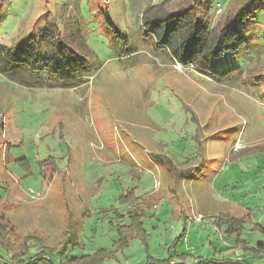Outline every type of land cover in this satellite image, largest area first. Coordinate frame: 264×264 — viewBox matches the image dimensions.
Instances as JSON below:
<instances>
[{
	"label": "rangeland",
	"instance_id": "1",
	"mask_svg": "<svg viewBox=\"0 0 264 264\" xmlns=\"http://www.w3.org/2000/svg\"><path fill=\"white\" fill-rule=\"evenodd\" d=\"M250 1L0 0L1 47L57 25L81 59L70 62V72L40 71L28 84L0 73L7 264H16L14 254L58 250L65 231L70 264L90 257L146 264L170 256L171 264H183L178 255L186 250V264H207L212 246H202V235L209 226L210 243L231 240L235 261L244 253L238 234L253 247L264 242L255 229L264 228V0L246 22L245 47L221 57L208 75L196 65L177 72L142 25L146 11L166 4L169 12L195 7L216 27ZM239 140L243 148L234 151ZM157 156L170 158L178 175ZM188 170L193 175L182 180ZM243 172L261 181L253 184ZM132 207L139 215L134 228ZM247 208L257 211L260 225L243 224L231 237L217 227L218 217H239ZM198 210L205 217L199 222ZM123 231L132 232L127 246ZM183 233L187 244L178 239Z\"/></svg>",
	"mask_w": 264,
	"mask_h": 264
},
{
	"label": "trees",
	"instance_id": "2",
	"mask_svg": "<svg viewBox=\"0 0 264 264\" xmlns=\"http://www.w3.org/2000/svg\"><path fill=\"white\" fill-rule=\"evenodd\" d=\"M207 1L210 2V0ZM165 6L166 4L153 6L143 14L142 25L147 35L155 38L156 47L168 52L171 60L183 64L192 63L196 65L199 72L207 75L213 72L215 63L221 57L227 54H236L245 47L246 22L254 18L257 11L263 8L259 0H252L238 9L232 16H229L222 25L212 27L211 22H207L198 15L195 7L189 6L182 10L169 12V8ZM107 21L112 25L109 19ZM75 40L77 39H72V41ZM82 47L87 48L85 42ZM78 59L80 57L75 49L70 46L64 32L57 25H53L37 33L34 31L14 46H0V73L12 81L28 84L27 81L31 82L32 76L40 71L53 75L70 72L69 70H72L70 62ZM154 158L166 164L170 174L178 175L177 171L180 170L174 167L170 158L158 156ZM191 173L192 170H188L181 173L179 177L184 180L193 175ZM128 215L132 220L131 228H134L139 219L136 208L132 207ZM246 218L247 216L237 219L230 215H222L218 219L217 226L224 228V233L231 237L236 232L241 233ZM255 229L264 232V228L256 226ZM131 233L121 232L125 239V246L128 245ZM66 234L65 231L61 247L58 250L44 246L41 253L38 254H31L30 251L20 255L14 254L13 262L16 264H56L51 259L52 256H55L60 264H70L71 262L65 255L69 243L66 241ZM183 238L184 233L178 238L181 239L180 243H182ZM235 243L243 246L244 251H249L247 243L241 239V234L237 235ZM5 249H7L6 245L0 238V259L3 260L0 261V264L8 263ZM263 249L264 244L260 243L251 250L254 256H258ZM173 257L170 256L166 260L154 259L153 262L146 264H171ZM178 257L185 262L189 256L178 255ZM85 261L86 263H83ZM85 261H79L76 264H102L98 257H90ZM207 264L213 263L208 262Z\"/></svg>",
	"mask_w": 264,
	"mask_h": 264
},
{
	"label": "crops",
	"instance_id": "3",
	"mask_svg": "<svg viewBox=\"0 0 264 264\" xmlns=\"http://www.w3.org/2000/svg\"><path fill=\"white\" fill-rule=\"evenodd\" d=\"M164 51V50H163ZM166 52V51H165ZM170 58V56L168 57ZM171 59V58H170ZM169 61V60H168ZM167 63V62H166ZM253 176V179H252V183L254 184L256 181L257 182H260L261 181V175L260 174H250V173H245L243 172V176L246 178V179H249L250 176ZM249 184V182L247 183V185ZM264 200V199H263ZM262 212V210H260V213ZM195 215H197V217H200L202 220L205 219L204 215L202 214V212H200V210H198L197 212H195ZM224 215H230L231 217L232 214H224ZM189 216V214H188ZM188 216H185L186 218ZM246 221H245V224H247L248 222L249 223H252V225H255V224H258L260 222H257L256 218H257V211H255L254 209L252 208H247L245 209V211L241 214V216L239 217H233V218H237V219H241V218H244L246 217ZM219 219V217H218ZM218 219H215L217 220L216 223H218ZM254 219V220H253ZM187 221V220H186ZM214 221V220H213ZM261 221V220H259ZM184 223L186 224V222L184 221ZM213 223V222H212ZM195 225V224H194ZM260 225V224H258ZM197 226V225H196ZM211 226L209 227H206V230L208 231V235L207 237L205 238L204 235H202V237L204 238V244L202 246H205L207 243H209V245H211V249H209L207 252L205 253H208V256L206 258L207 262L211 260H213L214 262H216V264H264V249L258 254V256H254V253L253 251L251 250L252 248H256V246H252L248 241L244 240L242 237L241 239L243 241H245L247 243V247L249 249V251H244L243 255L241 257L238 258V260H234L233 257H235L236 255L234 254V249H230L229 247L231 248H234L233 247V244L231 242V240L227 243V242H224V245L222 246H218V247H213V243H210V236L212 235V232L209 230ZM218 227V226H217ZM203 229H199L198 232H201ZM196 231V230H195ZM189 238V236H188ZM188 238H187V235H185L184 233V238H183V244H187L188 243ZM262 244H264V242H261ZM182 244V245H183ZM236 244V243H235ZM260 244V243H259ZM237 246H240L241 248H243L244 250V247L241 246V245H237ZM190 249V248H189ZM230 249V250H229ZM191 250V249H190ZM229 250V251H228ZM189 250H186L184 253H186L187 255H190L191 253L190 252H187ZM190 253V254H188ZM185 254V255H186ZM213 255V256H212ZM194 256V255H193ZM212 256V257H211ZM211 257V258H210ZM248 257V258H246ZM202 258V257H200ZM213 258V259H212ZM237 258V256H236ZM204 260V258H203ZM184 264H186V262H184Z\"/></svg>",
	"mask_w": 264,
	"mask_h": 264
},
{
	"label": "built area",
	"instance_id": "4",
	"mask_svg": "<svg viewBox=\"0 0 264 264\" xmlns=\"http://www.w3.org/2000/svg\"><path fill=\"white\" fill-rule=\"evenodd\" d=\"M175 69L177 70V72L179 73H185L187 71H191V72H194L195 70V65L192 64V63H189V64H183L182 62H179V61H175ZM242 142L237 141L235 147H234V151L236 150H240L241 148H243V145L241 144ZM196 220L199 222V221H202V219L200 217H197Z\"/></svg>",
	"mask_w": 264,
	"mask_h": 264
}]
</instances>
